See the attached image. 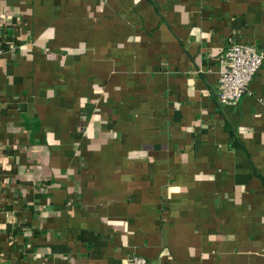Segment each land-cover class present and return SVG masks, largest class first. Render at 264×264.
Returning a JSON list of instances; mask_svg holds the SVG:
<instances>
[{
	"label": "crops",
	"instance_id": "1",
	"mask_svg": "<svg viewBox=\"0 0 264 264\" xmlns=\"http://www.w3.org/2000/svg\"><path fill=\"white\" fill-rule=\"evenodd\" d=\"M264 0H0V264H264V63L217 99Z\"/></svg>",
	"mask_w": 264,
	"mask_h": 264
},
{
	"label": "built area",
	"instance_id": "2",
	"mask_svg": "<svg viewBox=\"0 0 264 264\" xmlns=\"http://www.w3.org/2000/svg\"><path fill=\"white\" fill-rule=\"evenodd\" d=\"M264 63V50L249 42L229 43L219 68L218 94L220 103H235L250 92V83ZM123 264H152L146 257L131 254Z\"/></svg>",
	"mask_w": 264,
	"mask_h": 264
}]
</instances>
